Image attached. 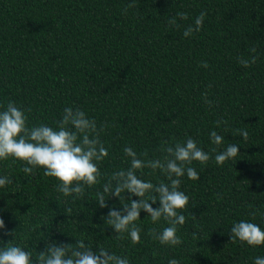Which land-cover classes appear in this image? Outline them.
<instances>
[{
    "label": "trees",
    "instance_id": "16d2710c",
    "mask_svg": "<svg viewBox=\"0 0 264 264\" xmlns=\"http://www.w3.org/2000/svg\"><path fill=\"white\" fill-rule=\"evenodd\" d=\"M130 2L0 0V111L13 101L29 128L56 129L65 108H79L98 128L106 126L99 138L109 152L99 164L100 184L86 188L83 198L64 197L42 169L25 174L23 162H0V176L13 181L0 188V248L13 241L35 260L49 243L83 239L94 253L105 248L129 264H254L264 246L232 244L230 229L244 220L264 230V0H135L125 12ZM202 11L201 30L185 38ZM178 13L188 19L169 27ZM252 56L258 59L248 68L238 62ZM218 120L227 124L217 127ZM236 129L249 133L247 141ZM211 131L224 137L221 145L211 143ZM187 137L211 159L190 165L199 180L181 178L189 197L177 232L183 243L169 247L152 239L150 229L168 225L153 224L143 210L136 222L140 242L127 234L117 239L103 218L112 207L122 211L130 194L121 201L106 194L108 207L100 208L96 193L113 172L130 166L125 147L140 159H163L162 141L174 145ZM229 143L239 146V155L217 166L215 155ZM137 175L168 182L159 170ZM14 231L15 237L4 234Z\"/></svg>",
    "mask_w": 264,
    "mask_h": 264
},
{
    "label": "clouds",
    "instance_id": "9594fccd",
    "mask_svg": "<svg viewBox=\"0 0 264 264\" xmlns=\"http://www.w3.org/2000/svg\"><path fill=\"white\" fill-rule=\"evenodd\" d=\"M135 6V0H131L124 11L127 12L129 8ZM206 15L207 13L202 11L195 18L194 24L184 30L183 36L188 38L194 32L198 33ZM177 18L188 19L186 13H178L168 19V26L179 28ZM251 51L254 53L255 48ZM257 59L258 57L252 56L249 59L240 58L238 62L244 68H248L255 64ZM201 66L205 69L209 67L206 62ZM203 98L205 103L211 106L212 102L207 99L206 93L203 94ZM222 123L227 124V121L218 120L217 127ZM104 127L106 126L102 125L98 128L96 121L89 119L81 109L67 107L57 121L56 129L43 123L29 128L24 110L13 101H9L6 108L0 111V162L8 160L13 163L23 162L25 166L22 171L25 174H35V170L42 169L46 177L59 182L58 191L64 197L75 194L76 198H83L86 188L100 184L102 173L99 164L109 155L99 138ZM234 135L247 141L249 133L244 129H236ZM210 139L211 143L217 146L224 141V137L216 131L210 132ZM160 151L165 153L163 159H140L131 147H125L124 155L129 159L130 166L125 170L113 172L102 185V191L96 193L100 208L108 207L106 194L110 198H119L120 201L125 198L122 193L130 194L127 197L129 203L122 204V211L112 207L103 218L115 231L117 239L127 234L133 244L140 242L141 228L136 222L140 220V213L143 210L153 224L163 220L168 225L160 231L150 229L147 234L152 239L162 246L169 247L183 243L177 232L178 226H183L186 222V217L181 212L186 210L189 197L180 190L181 178L186 175L189 180H199L198 172L190 165L194 161L199 162L201 166L206 165L211 157L191 137L174 145L162 141ZM211 152H217V149L212 148ZM142 155L147 156V153ZM238 155L239 146L229 143L226 149L215 155V163L217 166H223L225 162L235 159ZM144 168L151 169L153 173L159 170L167 177L168 182L153 184L144 181L137 175V171ZM11 183L13 181L9 177L0 176V188ZM132 196L139 199L132 200ZM157 201L160 206L154 209L152 204ZM66 211L70 213L72 209L68 208ZM252 215L255 216V213ZM2 229H5V223L0 218V230ZM4 234L15 237V231ZM193 238H196L195 234ZM237 242L241 246L253 248L264 246V230L257 224L244 220L234 223L230 229V243ZM0 264H129V260L126 256L109 254L105 248H99L98 254L94 253L92 247L83 239L76 240L74 245L49 243L33 260L32 252L11 241L6 247L0 248ZM168 264L180 262L171 259ZM254 264H264V257H256Z\"/></svg>",
    "mask_w": 264,
    "mask_h": 264
}]
</instances>
